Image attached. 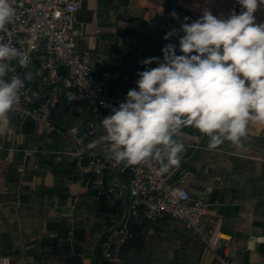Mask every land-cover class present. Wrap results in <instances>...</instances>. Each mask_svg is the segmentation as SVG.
<instances>
[{
    "label": "crops",
    "instance_id": "obj_1",
    "mask_svg": "<svg viewBox=\"0 0 264 264\" xmlns=\"http://www.w3.org/2000/svg\"><path fill=\"white\" fill-rule=\"evenodd\" d=\"M78 1L76 51L90 60L96 76L120 74L112 88L124 100L136 87L137 73L158 66H145L143 60L156 57L163 62L162 49L169 43L182 54L183 32L169 40L163 37L179 30L185 17L191 23L206 10L218 18L242 10L237 0ZM255 17L256 23H264V6ZM40 63L34 58L22 78ZM17 67L16 60L10 61L8 74ZM25 81L39 95L55 86L40 87L33 76ZM51 118L56 126L77 128L80 135L91 120L84 102L70 107L62 101ZM104 134L102 124L94 123L85 140L89 154L115 163L108 158V145L89 147ZM180 139L186 151L180 165L166 173L167 181L176 185L185 178L195 199L208 182L220 178L206 194L211 206L203 227L217 224L226 239L219 250L227 251L236 264H264V125L250 124L244 151L229 142L210 151L208 137L191 126L182 130ZM86 163L79 165L69 139L57 133L46 136L32 121L21 123L11 112L0 118V258L7 257L9 264H106L100 244L126 215L130 172L109 167L105 187L123 195L99 194L88 184L92 175H81ZM130 232L120 249L125 264H214L201 238L178 220L139 219L130 224Z\"/></svg>",
    "mask_w": 264,
    "mask_h": 264
},
{
    "label": "clouds",
    "instance_id": "obj_2",
    "mask_svg": "<svg viewBox=\"0 0 264 264\" xmlns=\"http://www.w3.org/2000/svg\"><path fill=\"white\" fill-rule=\"evenodd\" d=\"M241 12L218 18L211 11L164 40L183 32L180 55L175 44L162 49L163 62L151 57L142 61L157 67L138 72L136 87L124 102L101 120L104 135L89 147L108 145V158L128 166L154 162L161 173L178 167L186 151L180 137L188 126L208 137V150L229 142L247 150L251 123L264 125V23L255 13L264 0H237ZM16 9L11 0H0V31L8 30ZM28 69L30 58L8 43L0 42V118L6 119L20 101L24 77L6 79L9 62Z\"/></svg>",
    "mask_w": 264,
    "mask_h": 264
},
{
    "label": "built area",
    "instance_id": "obj_3",
    "mask_svg": "<svg viewBox=\"0 0 264 264\" xmlns=\"http://www.w3.org/2000/svg\"><path fill=\"white\" fill-rule=\"evenodd\" d=\"M11 3L16 9V15L7 26L8 30L0 31V42L8 43L28 56L30 64L38 57L41 60L40 67L33 70L32 76L40 87L55 85L39 95L25 81L20 101L11 113L21 123L32 121L46 136L57 133L69 139L79 165L83 160L87 161L86 166L80 168L81 175L85 172L92 175L88 184L99 194L123 195L121 191L115 194L106 189L105 172L109 167L130 172L126 215L116 229L105 234L100 244V253L106 264H125L120 257V249L132 236L131 223L139 219L163 217L182 222L199 236L212 254L214 264H236L229 258L227 251L219 250L220 244L226 239L217 224L212 223L206 229L202 225V219L211 206L206 200V194L220 178L208 182L204 193L192 199L185 178H181L176 185L169 183L167 172L161 173L159 165L154 162L119 167L89 154L85 140L93 133L94 123H101L104 117L112 114L113 108L125 100L112 88V84L121 78L120 74L103 72L96 76L90 60L81 58L76 51L78 32L75 25L80 9L79 1L11 0ZM61 69L64 73H61ZM24 71L18 64L17 69L6 78H22ZM62 101L70 107L82 102L88 104L91 120L87 123L84 135H80L77 128H63L52 122V114ZM0 264H9V259L0 258Z\"/></svg>",
    "mask_w": 264,
    "mask_h": 264
}]
</instances>
